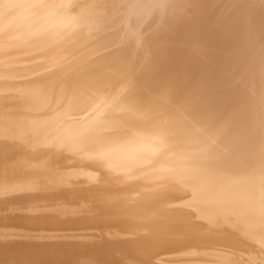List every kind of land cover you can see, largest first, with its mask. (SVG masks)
I'll return each mask as SVG.
<instances>
[{
    "label": "bare ground",
    "instance_id": "6f19581e",
    "mask_svg": "<svg viewBox=\"0 0 264 264\" xmlns=\"http://www.w3.org/2000/svg\"><path fill=\"white\" fill-rule=\"evenodd\" d=\"M0 203V264H264V0H0Z\"/></svg>",
    "mask_w": 264,
    "mask_h": 264
},
{
    "label": "rangeland",
    "instance_id": "374dc122",
    "mask_svg": "<svg viewBox=\"0 0 264 264\" xmlns=\"http://www.w3.org/2000/svg\"><path fill=\"white\" fill-rule=\"evenodd\" d=\"M10 205V203H0V210L1 209H5L7 206L8 207H13V206H9ZM5 212H10V210H6ZM3 213V212H2ZM1 214V213H0ZM205 224H208V223H205ZM28 233V232H27ZM26 233V234H27ZM0 236H3V238H1V239H3L4 241H10V242H15V241H18L17 240V238L18 237H20V236H11V237H14V238H7L8 236H4L3 234H0ZM31 237L30 236H27V235H23V237H22V239L23 240H28V239H30Z\"/></svg>",
    "mask_w": 264,
    "mask_h": 264
}]
</instances>
